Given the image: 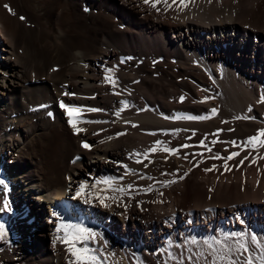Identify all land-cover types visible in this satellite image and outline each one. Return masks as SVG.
<instances>
[{
    "label": "bare ground",
    "instance_id": "6f19581e",
    "mask_svg": "<svg viewBox=\"0 0 264 264\" xmlns=\"http://www.w3.org/2000/svg\"><path fill=\"white\" fill-rule=\"evenodd\" d=\"M168 3L0 0V264L75 261L63 223L97 233L102 264H212L237 240L257 255L252 235L264 247V165L198 168L239 151L223 140L233 119L264 124V0Z\"/></svg>",
    "mask_w": 264,
    "mask_h": 264
},
{
    "label": "snow or ice",
    "instance_id": "6c2138e0",
    "mask_svg": "<svg viewBox=\"0 0 264 264\" xmlns=\"http://www.w3.org/2000/svg\"><path fill=\"white\" fill-rule=\"evenodd\" d=\"M143 2L145 4H151V6L153 8L156 7V5L158 3L163 2L165 7H171L172 5L168 3V0H143ZM179 4L182 5L183 7H187V4L185 3V0H178ZM177 0H172V4H176ZM5 9L8 10L9 13L14 14L13 9L9 6V5H4ZM21 20L24 19V17H20ZM108 73H111L112 70L111 69H107L106 70ZM105 80L109 81V76H105ZM113 85V87L116 86L115 81L112 80L110 81ZM68 93H65V95H67ZM181 99H183V97H181ZM261 102H264V96L261 97ZM122 104H124L125 102L121 101ZM60 107L65 109L69 119H68V123L69 125H71V127L75 130V132L78 134L81 131H84V129L78 127V122H79V115L81 113V109L78 107H74V106H68L65 105L63 102L60 103ZM88 111H100V109H88ZM212 114L215 115L216 114V109H212ZM76 114L75 116L73 114ZM119 112L116 113L117 116H119ZM49 116H52V113L49 112L48 113ZM178 119L181 117H177ZM184 119H206L207 117H183ZM245 119H247V117H244ZM88 123H92V122H96V123H100V121H86ZM133 127H135V125H133ZM123 133H121L122 135ZM262 137H264V129H261L257 135H254L252 137H250L248 139V141L246 142V144H251L254 148L259 146V147H264V139H261ZM103 142V141H101ZM235 143V142H233ZM157 145L160 144V141L156 142ZM84 148H90L91 146L89 144H87L86 142L83 143L82 145ZM157 149L155 147H153L152 149H150V151L155 152ZM164 151L170 152V153H175L176 151H178L177 149H168V148H164L162 149ZM239 155V153H232V155L228 156L227 159H232L234 156ZM219 158V157H217ZM138 163L140 161H137ZM241 163H243V161H241ZM126 167V166H125ZM225 167H227V165H225ZM212 169H205V171H211ZM4 182L2 180H0V184H3ZM99 183H104V184H110L111 181L110 180H104V181H97V184ZM87 187L86 184H81L80 185V189L77 192V196L81 195L85 188ZM93 187H95V185H93ZM132 187V185H128V188L130 189ZM115 191L118 192H123V189H116ZM100 203L102 205H104L105 207H108L107 204L104 203V200L106 199V197H98ZM111 199H115V197H111ZM89 201H85V203H88ZM5 207H7V205H4ZM53 215H56L55 213H53ZM61 229L64 230V236L62 238V242L67 244V251L69 253H71V255L73 257H75V261L70 260L69 264H102L101 259L98 255L95 254V250L87 247V241L90 240H94L97 236V233H95L94 231H92L90 228H86L83 227L82 225H74V224H67V223H63L58 225L57 227V231H60ZM6 233L4 232V227L3 225H0V238H2L3 236H5ZM244 233H232L230 234V236L235 237V236H239L241 238L244 237ZM58 239H60L58 237ZM251 242L253 244H256L258 247H260L261 242L257 239V237L255 235L251 236ZM192 243H196L195 240L192 241ZM217 243H219V241H217ZM77 244H84L83 247H76ZM209 247H211V245H209ZM237 253L238 255H243L244 253H248V255L246 256V258L241 261L239 259H231V255L230 253L232 252ZM227 252L229 253V255L227 256V264H264V247H260V252L258 255L254 254L253 252L249 251V248L247 246L246 243L241 242L240 240L236 241V246L235 248H228ZM189 260H191L192 258L189 257ZM226 259L225 255H219L217 256L216 260L212 261V264H218V261H224ZM177 264H183V260H179L177 261Z\"/></svg>",
    "mask_w": 264,
    "mask_h": 264
},
{
    "label": "rangeland",
    "instance_id": "374dc122",
    "mask_svg": "<svg viewBox=\"0 0 264 264\" xmlns=\"http://www.w3.org/2000/svg\"><path fill=\"white\" fill-rule=\"evenodd\" d=\"M228 115L232 116L231 113H229V112H228ZM232 119H233V117H232ZM233 122H234L233 125H235V124L236 125L238 124V125L237 126L235 125L234 128H232L233 125L230 126L229 124H227L226 128H227L228 131L225 134L223 140L228 142V143H230L231 141L234 140L235 143L238 146L237 148H239V151L237 152V153H239V155L234 156L233 159H230V161H229V159H227V162H226V158L227 157L226 158L224 157V159H223V157L219 156L218 154H215V155L213 154L212 155L213 162L210 165H208V166H199L198 167L202 172L211 173L214 176H218V175L220 176V175H224V174H227V173L235 172L236 170H240L242 168L244 169V168H246L248 166H251V165H256V164H259V163H260L259 165H264V147L257 146V147L254 148L253 146H250V144H246V142L248 141V139L250 137H252L254 135H257L258 132L261 129L264 128V124L263 123L262 124L261 123H255V122H252L251 120H243V121H241L239 119H235V120L233 119ZM261 139H264V137H262ZM215 141L216 142H221L220 140L219 141L215 140ZM238 142H239V144H238ZM205 143H206V145H209L210 142H209L208 139H206ZM206 145H204L203 147H205ZM247 148L248 149L250 148V150H248ZM250 152H251V154H250ZM210 153L211 152L207 153V148H204L203 152H202V150L199 151L200 155H210ZM244 154H246V155H244ZM251 155L253 157L254 156H256V157L251 158L252 157ZM244 156H245V159L243 161ZM246 156H247L248 159L246 158ZM249 156H251V157H249ZM217 157H219V158H217ZM250 160H251V163H249ZM241 161H243V163H241ZM233 162H234V165H233ZM225 165H227V167H225ZM218 167H219V169H218ZM205 169H212V170L211 171H205ZM255 247H256V252H257V255H258L259 252H260L259 251L260 247H258L256 244H255ZM244 259H242V261ZM226 260L227 259H225V262L222 261V262H224L223 264H227Z\"/></svg>",
    "mask_w": 264,
    "mask_h": 264
}]
</instances>
